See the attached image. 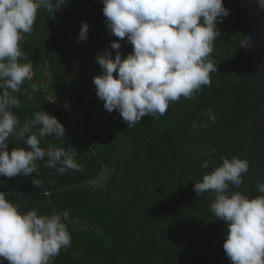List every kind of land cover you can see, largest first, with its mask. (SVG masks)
I'll return each instance as SVG.
<instances>
[{"label":"trees","instance_id":"obj_1","mask_svg":"<svg viewBox=\"0 0 264 264\" xmlns=\"http://www.w3.org/2000/svg\"><path fill=\"white\" fill-rule=\"evenodd\" d=\"M224 5L230 14L217 24L220 35L210 59L218 64L211 85L203 86L194 100L181 97L169 103L163 116H145L131 128L98 98L101 112L95 99L93 78L101 73L96 57L115 40L89 43L113 36L102 0H69L55 19L38 10L32 34L20 44L28 57L21 62H32V76L20 93H13L20 106L11 111L20 116L18 127L38 111L55 116L65 136L42 140L49 141L47 147L75 146L82 167L65 174L46 172L53 185L45 215L67 210L64 222L71 236V246L51 264H232L223 249L226 224L210 211L213 196L197 197L193 188L222 164L221 157L237 156L249 162V169L242 186L232 191L259 195L255 188L264 182V56L239 53L251 21L239 0H224ZM81 21L90 30L88 39L77 43ZM120 50L126 57L133 46L125 41ZM208 109L215 123L209 122ZM193 122L207 127L194 128ZM204 160L210 161L207 169L200 167ZM104 170L106 182L93 184Z\"/></svg>","mask_w":264,"mask_h":264},{"label":"clouds","instance_id":"obj_2","mask_svg":"<svg viewBox=\"0 0 264 264\" xmlns=\"http://www.w3.org/2000/svg\"><path fill=\"white\" fill-rule=\"evenodd\" d=\"M68 2L0 0V176L38 174L37 161H45V167L55 168L60 174L82 170L75 146L50 144L47 149L40 146L45 137L65 136V127L55 116L38 111L34 118L18 127L20 120L11 111L20 106L13 93L21 92V86L31 79L33 72L32 62H21L28 59L21 42L32 34L38 10H45L55 19V12ZM259 2L264 6V0ZM102 3L106 27L119 39L110 41V48L97 55L101 73L93 78V84L104 109L109 113L118 111L127 128L145 116H163L170 102L181 97L194 100L203 86L211 85L210 74L217 72L218 64L210 59L213 42L220 35L217 24L230 14L224 0H102ZM80 24L77 43L86 41L90 30L86 21ZM125 37L133 46L126 57L119 52L120 41ZM112 50H116L114 58ZM206 115L209 122H216L211 109L206 110ZM193 127H207V123L193 122ZM13 134L23 139L27 148H13L9 152V138ZM221 160L220 166L194 183L193 191L197 197L204 193L213 196L210 211L226 224L223 249L232 264H264V182L257 183L255 191L259 195L255 197L232 191L233 187L242 186L249 162L237 156ZM209 164V160H204L200 167L207 169ZM31 183L39 186L42 181ZM68 218L67 210L53 211L50 215H38L35 209L21 213L19 206L0 192V264L4 261L51 264L62 249L71 246L64 222Z\"/></svg>","mask_w":264,"mask_h":264},{"label":"crops","instance_id":"obj_3","mask_svg":"<svg viewBox=\"0 0 264 264\" xmlns=\"http://www.w3.org/2000/svg\"><path fill=\"white\" fill-rule=\"evenodd\" d=\"M16 116L20 120V116ZM9 140V152L13 148H27L24 140L17 139L15 134L11 135ZM48 142L41 140L40 146L47 149L48 147L46 145ZM47 159L48 158L45 157V160ZM36 163L38 165V174L33 173L28 177L17 175L13 178L0 176V192H4L6 194V199L11 203L18 205L21 213H26L29 210L35 209L38 211V215H45V209L49 208L51 204L50 191L52 190L50 185H53V180L50 178L51 175H48L50 173L46 172L54 171L55 168L45 167V161H37ZM32 180H40L42 183L37 186L31 183Z\"/></svg>","mask_w":264,"mask_h":264},{"label":"water","instance_id":"obj_4","mask_svg":"<svg viewBox=\"0 0 264 264\" xmlns=\"http://www.w3.org/2000/svg\"><path fill=\"white\" fill-rule=\"evenodd\" d=\"M239 7L245 12L247 17L251 21V33H249V35L244 40L241 41L238 51L239 53L247 56L262 57L264 56V6H261L259 0H239ZM111 39L118 40L119 38L113 35L95 43H91L89 41L87 42L93 45H97L101 42ZM125 41H127L126 37L124 38V40L120 42L122 43ZM114 51L116 54V50ZM119 52L121 53L120 49ZM113 75L114 77L116 76V74ZM95 99L99 109L102 112V109L99 105L98 97L96 95V89H95ZM111 124L113 123L111 122ZM116 126L124 127L120 125H116ZM143 148L145 149L146 147L144 146Z\"/></svg>","mask_w":264,"mask_h":264},{"label":"rangeland","instance_id":"obj_5","mask_svg":"<svg viewBox=\"0 0 264 264\" xmlns=\"http://www.w3.org/2000/svg\"><path fill=\"white\" fill-rule=\"evenodd\" d=\"M66 109H67V107H66ZM107 178H108V170H104L103 172H102V174H101V176H100V179H98L96 182H94L93 184H96V185H103L105 182H106V180H107Z\"/></svg>","mask_w":264,"mask_h":264},{"label":"flooded vegetation","instance_id":"obj_6","mask_svg":"<svg viewBox=\"0 0 264 264\" xmlns=\"http://www.w3.org/2000/svg\"><path fill=\"white\" fill-rule=\"evenodd\" d=\"M79 30H80V27H79Z\"/></svg>","mask_w":264,"mask_h":264}]
</instances>
